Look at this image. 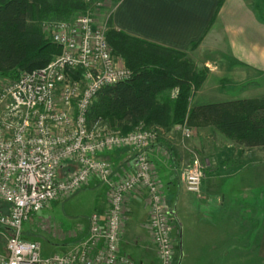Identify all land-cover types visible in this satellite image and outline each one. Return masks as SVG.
Returning a JSON list of instances; mask_svg holds the SVG:
<instances>
[{
	"label": "built area",
	"instance_id": "1",
	"mask_svg": "<svg viewBox=\"0 0 264 264\" xmlns=\"http://www.w3.org/2000/svg\"><path fill=\"white\" fill-rule=\"evenodd\" d=\"M42 24L61 52L47 66L0 83V226L8 232L0 264H138L121 248L127 196L138 190L149 203L148 223L161 264H175L173 220L149 155L157 129L139 124L123 133L89 121L99 92L128 81L133 71L119 64L107 27L94 13ZM184 134L190 137L191 129ZM123 146L134 152L132 169L114 181L111 163L99 155ZM69 163L76 167L59 176ZM208 165L197 157L190 162L188 192H201ZM94 176L110 187L107 213L91 215L78 247L44 256L40 242L23 236L24 224Z\"/></svg>",
	"mask_w": 264,
	"mask_h": 264
},
{
	"label": "crops",
	"instance_id": "2",
	"mask_svg": "<svg viewBox=\"0 0 264 264\" xmlns=\"http://www.w3.org/2000/svg\"><path fill=\"white\" fill-rule=\"evenodd\" d=\"M111 22L129 36L185 53L205 70L191 106L264 96V0H120ZM154 127L159 138L149 155L172 232L182 237V264H264V151L241 147L210 126L192 128V137L183 124ZM203 154L209 165L202 190L188 192L187 167ZM99 156L111 163L114 181L132 169L130 147ZM100 185L94 203L105 216L109 187ZM149 217L144 191L128 194L121 248L138 264H154ZM5 247L6 241L0 251Z\"/></svg>",
	"mask_w": 264,
	"mask_h": 264
},
{
	"label": "trees",
	"instance_id": "3",
	"mask_svg": "<svg viewBox=\"0 0 264 264\" xmlns=\"http://www.w3.org/2000/svg\"><path fill=\"white\" fill-rule=\"evenodd\" d=\"M81 9L80 0H0V76L16 79L20 71L47 66L61 50L44 38L41 24L69 18ZM107 39L133 75L99 92L90 109V122L123 133L139 124L211 126L241 147L264 151V96L192 107L193 81L186 77L188 61L181 59L185 53L120 32L111 19ZM173 89L178 90L175 97L170 94Z\"/></svg>",
	"mask_w": 264,
	"mask_h": 264
},
{
	"label": "rangeland",
	"instance_id": "4",
	"mask_svg": "<svg viewBox=\"0 0 264 264\" xmlns=\"http://www.w3.org/2000/svg\"><path fill=\"white\" fill-rule=\"evenodd\" d=\"M80 2L83 4L84 9L73 12L72 16L91 12L96 15L99 23L107 27V24L111 19V7L114 2L110 0H80ZM53 20H55V18ZM41 30L44 38L50 39V32L45 25L43 26V24H41ZM109 44L113 55L116 57L117 61H119V64L121 66L128 67L124 59L114 52L111 43ZM181 59H186L188 61L186 77L193 81L191 90L192 97L194 90L200 87L201 83L204 81L206 72L202 68H195L194 64L187 57ZM6 80H8V78L0 76V83L5 82ZM174 92L175 89H173L170 94L173 96ZM150 127L155 129L154 125H151ZM192 128H190V137H192ZM196 157L198 159H202L203 161L206 160V156L204 154L201 157ZM75 167L76 166L73 163L67 164L59 172V176L62 177L68 175L67 172L73 170ZM90 181L72 195L54 200L42 211L32 215L24 224L23 236L27 239L40 242L44 256L67 253L78 247L85 240L90 228V217L93 213L97 212L94 203L96 193H100V190H102L100 180L97 187L90 185ZM104 188V197L106 201L109 202L110 187L109 190L105 186ZM7 235L8 232L6 229L0 226V245L3 246ZM173 239L175 244V264H182L184 253L182 237L179 231L173 234ZM181 243L182 247L180 246ZM153 245V250L151 251L153 263L161 264L160 258L158 256V250L154 242Z\"/></svg>",
	"mask_w": 264,
	"mask_h": 264
},
{
	"label": "water",
	"instance_id": "5",
	"mask_svg": "<svg viewBox=\"0 0 264 264\" xmlns=\"http://www.w3.org/2000/svg\"><path fill=\"white\" fill-rule=\"evenodd\" d=\"M170 214H171V212H170ZM180 246L182 247V243L180 244Z\"/></svg>",
	"mask_w": 264,
	"mask_h": 264
}]
</instances>
